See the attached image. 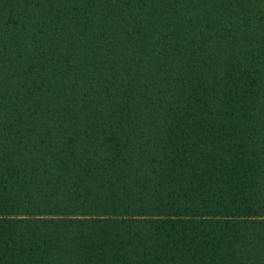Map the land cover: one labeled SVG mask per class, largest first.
Returning <instances> with one entry per match:
<instances>
[{
  "label": "trees",
  "instance_id": "1",
  "mask_svg": "<svg viewBox=\"0 0 264 264\" xmlns=\"http://www.w3.org/2000/svg\"><path fill=\"white\" fill-rule=\"evenodd\" d=\"M0 264H264V0H0Z\"/></svg>",
  "mask_w": 264,
  "mask_h": 264
}]
</instances>
